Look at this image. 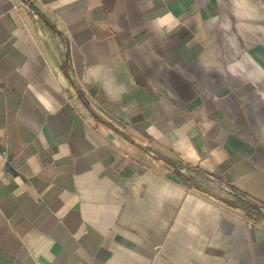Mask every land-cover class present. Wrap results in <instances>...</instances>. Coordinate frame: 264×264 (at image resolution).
Masks as SVG:
<instances>
[{"label": "crops", "instance_id": "0c3cea01", "mask_svg": "<svg viewBox=\"0 0 264 264\" xmlns=\"http://www.w3.org/2000/svg\"><path fill=\"white\" fill-rule=\"evenodd\" d=\"M0 264H264V0H0Z\"/></svg>", "mask_w": 264, "mask_h": 264}, {"label": "built area", "instance_id": "2783aa9c", "mask_svg": "<svg viewBox=\"0 0 264 264\" xmlns=\"http://www.w3.org/2000/svg\"><path fill=\"white\" fill-rule=\"evenodd\" d=\"M2 155H3L4 159H7V153L6 152H3Z\"/></svg>", "mask_w": 264, "mask_h": 264}]
</instances>
